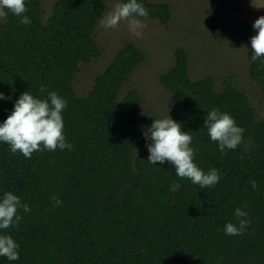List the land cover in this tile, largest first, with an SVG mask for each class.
I'll return each mask as SVG.
<instances>
[{
    "label": "trees",
    "instance_id": "1",
    "mask_svg": "<svg viewBox=\"0 0 264 264\" xmlns=\"http://www.w3.org/2000/svg\"><path fill=\"white\" fill-rule=\"evenodd\" d=\"M107 1L55 0L44 17L40 0H25L31 23L7 13L0 20V124L22 93L47 99L55 91L67 102L63 133L72 145L43 149L25 158L0 142V200L12 192L31 211L18 210V226L0 229L19 245V259L0 264H264V116H259L236 73H224L219 86L210 74L192 80L186 50H174V62L158 82L181 104L171 116L191 131L194 163L205 173L215 167L220 180L201 188L176 175L165 162L153 164L144 132L154 118L142 115L135 88L119 96L144 52L125 40L85 95L73 82L81 66L100 56L93 30ZM208 0L205 13L212 34L232 36L247 49L249 76L264 92V56L255 57L251 37L257 30L233 15L237 3ZM147 18L165 27L167 2L138 0ZM41 86L45 91L40 92ZM213 108L230 114L242 127V143L222 153L204 126ZM255 180L257 189L251 181ZM52 196L61 204L54 205ZM251 220L240 235L235 209Z\"/></svg>",
    "mask_w": 264,
    "mask_h": 264
},
{
    "label": "clouds",
    "instance_id": "2",
    "mask_svg": "<svg viewBox=\"0 0 264 264\" xmlns=\"http://www.w3.org/2000/svg\"><path fill=\"white\" fill-rule=\"evenodd\" d=\"M7 9L12 14L20 16V23L28 25L30 18L27 12L25 0H0V18L7 15ZM148 10L138 0H127V2L116 3L114 8L108 11L99 20L104 28L116 29L122 21L127 22L129 31L136 37L142 35L146 24L139 18H147ZM253 28L257 34L251 37L252 51L255 57L264 56V16L255 20ZM41 86L40 92H44ZM0 92V100L5 99ZM67 107V102L55 91H49L47 99L35 98L29 91L21 94L15 102L14 109L7 119L0 124V142L10 146L13 153L21 152L25 158H31L33 152L43 149L55 151L57 148L71 150L72 145L66 142L63 133L62 111ZM212 141L217 142L219 150L223 153L225 149H236L242 143L244 129L236 125L234 118L227 112H221L213 108L207 113L204 125ZM191 131H182L180 123L175 122L170 116L164 119H155L152 125L144 132L146 140L151 143L146 147L150 153L148 161L156 164L160 162L171 163L175 167L176 175L180 178H188L193 184L201 188L211 187L220 180L218 170L213 167L205 173L194 163L195 152L192 147ZM253 189H257L255 180L251 181ZM54 207L61 204L56 196L51 198ZM247 205L236 208L234 215L239 220L238 226L227 223L224 231L228 235H240L250 226L251 220L248 213L243 210ZM23 208L25 212L31 209L27 204H22L20 197L12 192H7L0 200V229H9L18 226L21 216L18 210ZM19 245L8 234H0V257H6L9 261L19 259Z\"/></svg>",
    "mask_w": 264,
    "mask_h": 264
},
{
    "label": "rangeland",
    "instance_id": "3",
    "mask_svg": "<svg viewBox=\"0 0 264 264\" xmlns=\"http://www.w3.org/2000/svg\"><path fill=\"white\" fill-rule=\"evenodd\" d=\"M44 17L51 13L55 0H40ZM167 2L170 5L171 18L165 27L157 20L139 18L146 27L142 35L136 37L122 21L118 28H104L98 24L93 36L101 53L81 66L73 86L78 95H85L93 84L94 76L102 72L123 41L131 40L145 54V60L135 68L128 82L123 85L119 96L127 89L135 88L142 98V115L154 119H164L181 113V104L158 82V74L174 62V50L183 47L186 50L192 80L210 74L219 86L224 73H236L241 87L248 93L259 116H264V92L250 78L249 58L244 44L232 36L215 37L209 28L205 13L208 0H150ZM237 8L233 15L254 24L264 16V0H233ZM118 1H107L101 18L112 10ZM218 7H225L223 1H217ZM100 18V19H101ZM3 18H0L2 20Z\"/></svg>",
    "mask_w": 264,
    "mask_h": 264
}]
</instances>
